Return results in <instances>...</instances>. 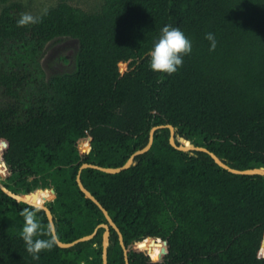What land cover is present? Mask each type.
Segmentation results:
<instances>
[{"label": "trees", "instance_id": "obj_1", "mask_svg": "<svg viewBox=\"0 0 264 264\" xmlns=\"http://www.w3.org/2000/svg\"><path fill=\"white\" fill-rule=\"evenodd\" d=\"M21 10L0 15L2 184L33 203L52 200L61 242L108 224L78 188L80 166H123L154 127L173 126L177 146L205 148L233 169L264 168V0H105L98 13L61 2L19 25ZM165 24L192 41L172 74L148 67ZM58 38L78 41L77 70L44 85L33 64ZM80 179L122 233L129 264H264V176L234 175L205 152L177 150L166 127L127 170L87 168ZM26 211L38 238L53 239L42 209L0 189V264H102L104 228L70 248L54 241L33 259L21 239ZM107 262L125 264L113 228Z\"/></svg>", "mask_w": 264, "mask_h": 264}, {"label": "rangeland", "instance_id": "obj_2", "mask_svg": "<svg viewBox=\"0 0 264 264\" xmlns=\"http://www.w3.org/2000/svg\"><path fill=\"white\" fill-rule=\"evenodd\" d=\"M61 2H66L86 13H98L105 0H0V15L4 9L12 5H20L22 8L20 15L28 14L35 21ZM78 49V41L71 38H58L46 43L33 64L36 79L47 85L53 79L74 74L77 70ZM119 71L121 74L127 72L128 63H124L123 67L119 66ZM7 173L8 171H4L0 176L1 182H6Z\"/></svg>", "mask_w": 264, "mask_h": 264}, {"label": "clouds", "instance_id": "obj_3", "mask_svg": "<svg viewBox=\"0 0 264 264\" xmlns=\"http://www.w3.org/2000/svg\"><path fill=\"white\" fill-rule=\"evenodd\" d=\"M33 18L24 14L18 20L19 25L32 22ZM210 41V50L216 46L215 35L211 32L205 34ZM192 51V41L179 27L165 24L159 35L155 38L148 52V67L153 72L172 74L178 70L183 63L184 56ZM40 224L31 211H26L24 223L21 230V239L25 250L33 259H39V254L45 249H51L54 245L53 239L38 238Z\"/></svg>", "mask_w": 264, "mask_h": 264}, {"label": "water", "instance_id": "obj_4", "mask_svg": "<svg viewBox=\"0 0 264 264\" xmlns=\"http://www.w3.org/2000/svg\"><path fill=\"white\" fill-rule=\"evenodd\" d=\"M166 127L170 130V145L180 151H202L205 152L207 154H209L211 156V158L214 160V162L221 167L222 169L234 174V175H260V176H264V168H255V169H248V170H236L233 169L229 166H227L225 163H223L214 153L208 151L205 148L202 147H193V146H177L176 142H175V138H174V134H175V129L173 126L171 125H167V126H159V127H154L151 129L150 131V137H149V142L147 144L146 147H144L141 150L136 151L135 153H133L130 158L127 160V162L121 166V167H117V168H104V167H100L98 165H94V164H82L79 168L78 174L76 176V183L78 185V188L80 189V191L84 194V196L90 200H92L99 208L100 210L103 212L107 223L108 224H101L99 226H97L96 230L98 228H104L105 232L103 234V242H102V264H108L107 262V249L109 246V236H110V228H113L116 233L118 234V239H119V243L124 251V260H125V264H129L128 261V250L124 244L123 241V236L122 233L120 232L119 228L117 227V225L115 224V222L112 220V218L110 217L109 213L107 212L106 209H104V207L99 203V201L84 187L81 179H80V172L84 169L87 168H92V169H96L105 173H109V174H117L120 172H123L125 170H127L128 168H130V166L133 164L134 162V158L138 155L144 154L146 153L152 146L153 143V133L155 130L160 129ZM0 164L2 166V168L4 169V171H8V167L6 162L0 158ZM0 189L8 196H10L11 198L19 201V202H23L26 203L28 205H31L33 207L42 209L47 217L50 229H51V234L52 237L54 238V241L56 242V244L58 245V247L65 249V248H70L73 245H75L78 242H83V241H88L90 239H92L95 234H96V230L87 236H84L76 241L70 242V243H63L61 242L56 234V230H55V225H54V221H53V215L50 211V209L45 205H38V204H34L33 202H28L27 200L23 199L20 195L14 194L11 191H9L4 184H2V182L0 181ZM35 192V191H34ZM30 194H33V192L29 193V194H24L25 196H29Z\"/></svg>", "mask_w": 264, "mask_h": 264}, {"label": "bare ground", "instance_id": "obj_5", "mask_svg": "<svg viewBox=\"0 0 264 264\" xmlns=\"http://www.w3.org/2000/svg\"><path fill=\"white\" fill-rule=\"evenodd\" d=\"M23 198V197H22ZM23 199H25V198H23ZM25 200H27L28 202H31V201H29L28 199H25ZM34 204H38V203H34ZM38 205H42V204H38Z\"/></svg>", "mask_w": 264, "mask_h": 264}]
</instances>
